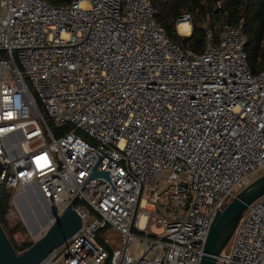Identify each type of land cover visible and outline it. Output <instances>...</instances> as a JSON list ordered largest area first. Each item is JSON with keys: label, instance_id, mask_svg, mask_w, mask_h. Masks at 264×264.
Returning a JSON list of instances; mask_svg holds the SVG:
<instances>
[{"label": "built area", "instance_id": "2783aa9c", "mask_svg": "<svg viewBox=\"0 0 264 264\" xmlns=\"http://www.w3.org/2000/svg\"><path fill=\"white\" fill-rule=\"evenodd\" d=\"M0 7V185L60 212L75 199L82 220L38 264H199L215 212L264 170V67L250 70L241 24H205L195 52L151 0ZM221 259L264 264V195Z\"/></svg>", "mask_w": 264, "mask_h": 264}, {"label": "trees", "instance_id": "16d2710c", "mask_svg": "<svg viewBox=\"0 0 264 264\" xmlns=\"http://www.w3.org/2000/svg\"><path fill=\"white\" fill-rule=\"evenodd\" d=\"M69 1V0H68ZM219 0H151L155 11V19L165 28L167 34L177 44L195 52H201L205 39V24L212 27L216 23L241 24V30L246 37L244 51L248 66L252 73L264 67V0H220L221 7H213ZM187 11L191 14V32L187 36H179L175 30L177 17ZM219 28L214 29L218 38ZM5 53L0 51V57ZM14 190L3 187L0 197V224L17 252L24 251L32 243V239L16 242L13 235L17 232L26 233L20 220L10 223L7 213L11 207V197ZM76 205V203H75ZM74 205V206H75Z\"/></svg>", "mask_w": 264, "mask_h": 264}, {"label": "water", "instance_id": "95a60500", "mask_svg": "<svg viewBox=\"0 0 264 264\" xmlns=\"http://www.w3.org/2000/svg\"><path fill=\"white\" fill-rule=\"evenodd\" d=\"M90 176L108 179L106 172L98 171L95 167ZM2 190L3 185H0V197ZM262 195H264V172L252 179L233 195L222 209L215 212L199 264H225L221 255H226V247L239 219L247 207ZM74 201L75 199L71 200L54 217L46 231L20 253L14 249L0 224V264H38L48 257L81 227L82 220L73 207ZM27 228L29 229L28 226Z\"/></svg>", "mask_w": 264, "mask_h": 264}, {"label": "rangeland", "instance_id": "374dc122", "mask_svg": "<svg viewBox=\"0 0 264 264\" xmlns=\"http://www.w3.org/2000/svg\"><path fill=\"white\" fill-rule=\"evenodd\" d=\"M206 24L209 25L208 22ZM176 26L177 25H175L176 33L180 34ZM263 172L264 170L259 172L258 175H256V177L262 174ZM254 178L255 177H253L252 179ZM160 183H163V182L160 181ZM10 204H11V207L7 213V220L10 223H14L17 220H20L26 229L25 234L17 232L13 235V239L16 242H21L27 238L32 239L33 241L36 240L40 235H42V233L46 231V229L49 227L54 217L60 213V210L58 209L59 207H57V209L52 207L53 209H51L48 203L46 204V202L42 201L39 194L36 192V189L34 188H27L20 195L16 191H14L11 197ZM38 207L39 209H37ZM167 214L168 216L170 215V213H167ZM26 224L30 230L27 228ZM104 230L105 228H99L96 231V235L93 236V239L96 243H99V244L101 243L99 241V234ZM148 231L152 234H158L162 232L160 228L153 226V225H151L148 228ZM130 246L132 248L131 253H136L137 251L135 249V247H137L136 242H130ZM104 247L109 254L111 250L107 246H104ZM138 247L144 248V244L138 245Z\"/></svg>", "mask_w": 264, "mask_h": 264}, {"label": "bare ground", "instance_id": "6f19581e", "mask_svg": "<svg viewBox=\"0 0 264 264\" xmlns=\"http://www.w3.org/2000/svg\"><path fill=\"white\" fill-rule=\"evenodd\" d=\"M190 25L187 23V22H184V21H181V22H179L178 24H177V30H178V32H180V33H182V34H187V33H189V29H190V27H189ZM30 188H32V187H30ZM36 192L38 193V191L36 190ZM39 194V193H38ZM40 196V195H39ZM41 198V197H40ZM42 199V198H41ZM42 201H44V202H46L45 200H43L42 199ZM46 204H47V202H46ZM37 209H39V207L37 208ZM40 211V210H39ZM37 213V212H36Z\"/></svg>", "mask_w": 264, "mask_h": 264}, {"label": "crops", "instance_id": "0c3cea01", "mask_svg": "<svg viewBox=\"0 0 264 264\" xmlns=\"http://www.w3.org/2000/svg\"><path fill=\"white\" fill-rule=\"evenodd\" d=\"M46 1H48V2H50V3H52V4H60V3H62V2H67L68 0H46ZM0 12H1V7H0ZM190 27V29H189V33H187V34H179L178 33V35L179 36H187V35H189L190 34V32H191V26H189Z\"/></svg>", "mask_w": 264, "mask_h": 264}]
</instances>
